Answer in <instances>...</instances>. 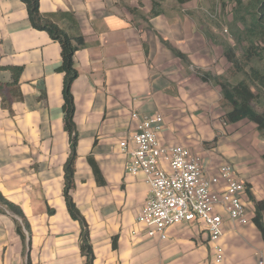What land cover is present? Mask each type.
I'll list each match as a JSON object with an SVG mask.
<instances>
[{
  "label": "crops",
  "instance_id": "crops-1",
  "mask_svg": "<svg viewBox=\"0 0 264 264\" xmlns=\"http://www.w3.org/2000/svg\"><path fill=\"white\" fill-rule=\"evenodd\" d=\"M203 5L163 0V13L152 16V0H39L41 14L53 16L68 35L78 29L85 41L74 55L79 139L71 197L88 225L94 264H219L202 222L174 226L166 240L149 238L138 222L151 186L144 173L128 171L120 147L136 132L135 112L162 115V141L199 154L206 177L235 166L248 187L243 199L251 221L236 224L219 210L225 228L220 264L264 258L250 198L264 201V137L248 120L226 123L221 87L196 73L235 79L223 49L198 23ZM62 64L60 43L32 27L22 0H0V194L28 220L33 264H86L82 227L64 193L71 140ZM215 189L222 192L223 183ZM27 257L15 218L0 213V264H25Z\"/></svg>",
  "mask_w": 264,
  "mask_h": 264
},
{
  "label": "trees",
  "instance_id": "trees-1",
  "mask_svg": "<svg viewBox=\"0 0 264 264\" xmlns=\"http://www.w3.org/2000/svg\"><path fill=\"white\" fill-rule=\"evenodd\" d=\"M163 0H152L151 15L163 13ZM193 0H177L184 5ZM235 3L233 18L230 24V38L228 40L205 34L223 49L224 56L231 64L235 82H229L222 76H214L209 72L196 69L197 75L207 83H214L223 91L224 107L228 108L224 120L228 124H235L248 120L257 126V130L264 137V0H232ZM27 6L30 22L33 28L47 32L51 38L62 47L63 64L61 70L65 73L64 85V122L65 129L71 140V155L65 167V199L71 217L79 221L82 227L81 252L86 257V264H94L95 254L90 239L88 225L76 207L71 197L74 187V172L77 159V145L79 135L75 124V102L72 85L78 77L74 67V55L77 50L85 46L80 31L68 35L53 20V16L43 15L39 10V0H22ZM171 50L185 64H189L188 57L164 41ZM240 51V53H239ZM254 224L264 239V201L256 200ZM0 213L9 214L15 218L17 232L25 243V255L28 259L25 264H33L29 257L31 247V229L28 220L20 207L8 201L0 194Z\"/></svg>",
  "mask_w": 264,
  "mask_h": 264
},
{
  "label": "built area",
  "instance_id": "built-area-1",
  "mask_svg": "<svg viewBox=\"0 0 264 264\" xmlns=\"http://www.w3.org/2000/svg\"><path fill=\"white\" fill-rule=\"evenodd\" d=\"M132 118L138 121L136 132L120 147L128 154V171L144 173L151 186L138 222L147 226L149 238L161 240L168 238L167 232L174 226L202 222L209 241L215 245L216 262L220 264L223 249L218 242L225 233L221 212L236 224L246 225L251 221L243 199L248 191L246 183L231 164L219 168L216 175L206 177L199 154L181 145L165 144L160 137L164 129L162 115L151 117L135 112ZM221 183L223 191H216ZM258 264H264V258Z\"/></svg>",
  "mask_w": 264,
  "mask_h": 264
},
{
  "label": "rangeland",
  "instance_id": "rangeland-1",
  "mask_svg": "<svg viewBox=\"0 0 264 264\" xmlns=\"http://www.w3.org/2000/svg\"><path fill=\"white\" fill-rule=\"evenodd\" d=\"M203 4V10L197 15L198 23L209 34L228 40L231 30L229 22L233 18L235 3L232 0H203Z\"/></svg>",
  "mask_w": 264,
  "mask_h": 264
}]
</instances>
